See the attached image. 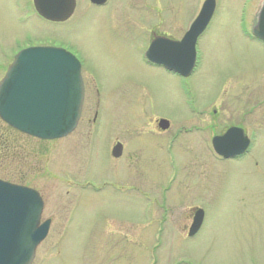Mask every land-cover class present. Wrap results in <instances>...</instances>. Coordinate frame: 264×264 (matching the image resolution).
Returning <instances> with one entry per match:
<instances>
[{
	"label": "rangeland",
	"instance_id": "374dc122",
	"mask_svg": "<svg viewBox=\"0 0 264 264\" xmlns=\"http://www.w3.org/2000/svg\"><path fill=\"white\" fill-rule=\"evenodd\" d=\"M202 2L134 0L127 13L83 2L86 11L58 25L40 20L31 0H0V80L19 51L47 45L81 53L86 85L78 128L61 141L0 124L10 146L0 178L38 191L51 221L32 264H264V47L242 32L263 0H216L188 79L143 59L145 29L179 38ZM91 78L100 89L92 143ZM157 119L169 128L157 130ZM229 127L245 130L251 149L219 160L210 140ZM114 138L125 148L119 160ZM194 210L204 218L189 238Z\"/></svg>",
	"mask_w": 264,
	"mask_h": 264
},
{
	"label": "water",
	"instance_id": "95a60500",
	"mask_svg": "<svg viewBox=\"0 0 264 264\" xmlns=\"http://www.w3.org/2000/svg\"><path fill=\"white\" fill-rule=\"evenodd\" d=\"M57 1L62 6H54L50 12L44 0H33L41 17L62 22L72 15L74 0ZM213 11L214 1L207 0L181 42L154 40L146 54L148 61L188 77L195 66L196 40ZM252 34L264 42V5ZM83 99L80 64L71 54L49 47L28 48L16 55L0 82V119L31 137L60 139L76 128ZM168 126L165 120L158 123L162 131ZM249 144L239 128H230L221 137L212 139L214 152L224 159L244 154ZM119 154L117 145L113 157L118 158ZM42 209V199L33 190L0 182V264H32L36 248L46 238L50 226V221L40 223ZM202 221L203 213L197 210L189 237L199 231Z\"/></svg>",
	"mask_w": 264,
	"mask_h": 264
},
{
	"label": "flooded vegetation",
	"instance_id": "af4514ba",
	"mask_svg": "<svg viewBox=\"0 0 264 264\" xmlns=\"http://www.w3.org/2000/svg\"><path fill=\"white\" fill-rule=\"evenodd\" d=\"M93 1V2H92ZM100 1V2H99ZM134 0H74V10H73V13H72V15H71V17L68 19V20H66V21H64V22H62V23H54V24H58V25H60V24H66L77 12H79L80 10L82 11V12H84V11H86L87 10V8H91V9H95V10H101V9H105V8H107V7H109V6H111V4H113V3H115L116 4V7H115V9L114 10H117V11H120V12H122V11H124L125 13H127V10H128V6H129V4L128 3H131V2H133ZM216 1V0H215ZM83 2H85V5L87 6V8H81V4L83 3ZM96 2V3H95ZM99 2V3H98ZM156 2H158V0H156ZM44 5H46L47 7H49V8H52V9H54V6H59V7H61L62 5H61V3H59L57 0H44ZM217 6V5H216ZM124 7V8H123ZM215 10H216V7H215ZM81 13V12H80ZM124 13V14H125ZM155 17H157V18H159V16H160V14H159V11L157 10V9H155ZM214 15H215V13L213 14V16H212V19H211V21L213 20V18H214ZM256 18V16L254 17V19ZM154 19V18H153ZM254 19H253V21H254ZM154 20H156V19H154ZM159 21V20H158ZM210 21V22H211ZM44 22H46V21H44ZM191 23H192V17L189 19V21H188V23H187V25H186V27H185V29L182 31V33H181V35H180V37L179 38H172L171 37V35H169V34H158L157 32H156V26H151V27H148V29H145V31L144 32H146V34H145V41L147 42V47H146V49H145V52H146V50L148 49V47H149V45L154 41V40H156V39H166V40H169V41H173V42H178V41H180L182 38H183V36L185 35V33L188 31V29H189V27H190V25H191ZM209 25H210V23L208 24V26L206 27V29L201 33V35L198 37V39H197V44L200 42V40H201V38L204 36V34H205V32L208 30V27H209ZM243 30V29H242ZM243 32V34L245 35V37L248 39V40H250V41H252V42H256L257 44H260L261 46H263L264 47V43L263 42H261V41H259V40H257L256 38H254L252 35H251V32L249 33V35H248V31H245V30H243L242 31ZM59 48H62V49H65L66 51H68V52H70L72 55H74L77 59H78V61L80 62V64H81V62H82V59H81V57H82V55H81V53H80V55H79V53L77 52V51H69V49L67 48V47H62V46H58ZM143 59H144V62H145V64L148 66V67H151V68H154V69H161V70H163L164 72H166V73H168V74H171V75H174V74H172V73H170V72H168V71H166L164 68H162V67H158L157 65H154V64H151V63H149V62H147V60L144 58V55H143ZM83 74V71H82V68H81V75ZM82 80H83V78H82ZM90 86L92 85L93 86V89H94V97H95V102H94V104H93V108L91 109V112H92V114H91V118L88 120V124H89V141L92 143V139L93 138H95L97 135H98V129L100 128V127H98L99 126V118H100V116H99V110H100V99H99V95H100V89L97 87V85L95 84V82L93 81V79L91 78V80H90ZM83 85H84V93H85V90H86V85H85V83H84V81H83ZM85 101V100H84ZM84 103V102H83ZM82 112H83V106H82V111H81V116H82ZM192 114L194 115L193 117H199V114L196 112V111H194V112H192ZM212 114L213 115H216L217 114V111H216V109H214V110H212ZM81 116H80V119H79V122H80V120H81ZM160 121V119H157V120H155L154 121V123H155V127L157 128V130H159L160 131V129L158 128V122ZM79 122H78V124H77V127H76V129L78 128V125H79ZM0 124L1 125H3L1 122H0ZM5 127V126H4ZM6 128V130H8V131H12V130H10V129H8L7 127H5ZM230 128V127H229ZM238 128H240V127H238ZM75 129V130H76ZM228 128H226L220 135H222V134H224V132L227 130ZM12 132H14V131H12ZM161 132V131H160ZM244 132H245V130H244ZM15 133V132H14ZM17 134V133H16ZM24 137V136H23ZM27 138V137H26ZM114 139H116L115 141H113V142H111L110 143V156H111V158L113 159V160H119V159H122L123 158V156L125 155V148H124V146H123V144L122 143H120L118 140H117V138H114ZM110 141H111V138H110ZM91 145V144H90ZM117 145L118 146H120V154H119V157L118 158H115L114 159V157H113V151L114 150H116V147H117ZM10 149V146L8 145V143L6 142V140H1V138H0V153L2 152V153H6V152H8V150ZM16 154V153H15ZM14 155V154H13ZM238 158H240V157H238ZM237 159V158H236ZM0 180H2V181H4V182H7V183H10V184H14V185H19V186H24V187H27V186H25V185H22V183H19V184H17V183H12L11 181H8V180H4V179H2V178H0ZM30 188V187H29Z\"/></svg>",
	"mask_w": 264,
	"mask_h": 264
}]
</instances>
